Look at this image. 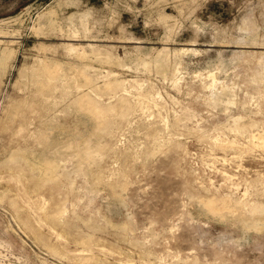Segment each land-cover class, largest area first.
<instances>
[{
	"label": "rangeland",
	"instance_id": "rangeland-1",
	"mask_svg": "<svg viewBox=\"0 0 264 264\" xmlns=\"http://www.w3.org/2000/svg\"><path fill=\"white\" fill-rule=\"evenodd\" d=\"M0 57V264H264V0H0Z\"/></svg>",
	"mask_w": 264,
	"mask_h": 264
},
{
	"label": "bare ground",
	"instance_id": "bare-ground-1",
	"mask_svg": "<svg viewBox=\"0 0 264 264\" xmlns=\"http://www.w3.org/2000/svg\"><path fill=\"white\" fill-rule=\"evenodd\" d=\"M53 11V10H52ZM53 14V13H52ZM50 19V18H49ZM60 27V26H59ZM37 30V29H36ZM10 49V48H9ZM5 52V50L4 51H2L1 53L3 54V55H5L6 54V56H7V53H4ZM4 58V57H3ZM2 59V57H0V60ZM2 61L3 60H1V62L0 63H2ZM42 61V60H41ZM4 63V62H3ZM41 64H42V62H40ZM39 63V64H40ZM1 65H3V64H1ZM58 65V64H57ZM39 66V65H38ZM53 66V65H52ZM55 66V65H54ZM40 67V66H39ZM57 70H59L58 69V67H57ZM82 71V70H81ZM38 73H39V70L37 71ZM42 76L44 77V80H43V78H42V80L40 81V83H41V87H44V88H48L49 86H51V82H52V79L55 77V73H56V71H55V69L54 68H52V67H50L49 65H47L46 63L45 64H43V66H42ZM58 72V71H57ZM83 72H84V70H83ZM36 75V74H35ZM56 75H58V73L56 74ZM85 75V74H84ZM84 75H82V76H84ZM37 76V75H36ZM84 77H86V76H84ZM89 77V76H88ZM87 77V78H88ZM56 79V78H55ZM58 79V78H57ZM91 79V78H90ZM86 80V79H85ZM122 81V80H121ZM120 81V82H121ZM110 83L112 82L111 80L109 81ZM115 82V81H114ZM84 83V82H83ZM82 83V84H83ZM107 83V82H106ZM117 83H119V82H117ZM115 84V85H118V87L120 86L119 84ZM54 84V83H53ZM109 84V83H108ZM39 85V84H38ZM55 85V84H54ZM104 85H106V84H104ZM110 85V84H109ZM99 87V86H98ZM110 86H108V88H109ZM38 88V87H37ZM40 88V87H39ZM50 89V88H49ZM40 91V90H39ZM47 92H48V89H47ZM50 92V91H49ZM53 92V91H52ZM41 93V92H40ZM46 94V93H45ZM127 98V97H126ZM40 99V98H39ZM49 99V98H48ZM75 100V99H74ZM21 101V100H20ZM17 102V101H16ZM78 103L79 104V106H80V108H87V109H89V110H91L94 114H95V116H97L96 118H100L101 116L103 117L104 115H103V110L98 106V105H96V103H95V101L93 102V101H91V99H89V97H87L86 96V94H83V95H79V97L78 98H76V101H75V103ZM20 103V102H19ZM122 103H124V101L122 102ZM125 103H126V100H125ZM116 104V103H115ZM18 105V104H17ZM100 105V104H99ZM130 105V104H129ZM129 105H127V106H129ZM123 106V105H122ZM121 106V107H122ZM103 107V106H102ZM110 107V106H109ZM113 108V107H112ZM130 108V107H129ZM39 109V108H38ZM86 109V110H87ZM110 109V108H109ZM109 109H108V111H109ZM111 110V109H110ZM113 110V109H112ZM127 110V109H126ZM17 111V110H16ZM41 111V110H40ZM107 111V110H106ZM20 112V111H19ZM35 112V111H34ZM87 112V111H86ZM112 112V111H111ZM124 112V114H126V112L125 111H123ZM122 112V113H123ZM108 113H110V112H108ZM16 114V113H15ZM107 116H108V114H107ZM113 116V115H112ZM105 117V116H104ZM103 117V118H104ZM106 118V117H105ZM109 118V117H108ZM119 118V117H118ZM110 119V118H109ZM112 119V118H111ZM123 119V118H122ZM30 120V119H29ZM96 120H99V119H96ZM105 120L106 119H104V120H102V121H104L105 122ZM99 121H101V120H99ZM115 121V120H114ZM113 121V122H114ZM31 122V121H30ZM100 123V122H99ZM102 123V122H101ZM100 123V124H101ZM100 124H99V126H100ZM115 124V123H114ZM27 125V124H26ZM103 125V124H102ZM106 125V124H105ZM113 125V124H112ZM117 125V124H116ZM104 127V126H103ZM97 128V127H96ZM111 129V128H110ZM100 130V129H99ZM31 131V130H30ZM104 131V130H103ZM105 132V131H104ZM111 132V131H110ZM102 133V132H101ZM107 133V132H106ZM32 134V133H31ZM27 137V136H26ZM47 137V136H46ZM260 142V141H259ZM261 143V142H260ZM22 145V144H21ZM83 145V144H82ZM88 145V144H87ZM91 146V145H90ZM81 147V146H80ZM83 147V146H82ZM20 148V147H19ZM71 148V147H70ZM75 148V147H74ZM93 148V147H92ZM76 149V148H75ZM78 150V149H77ZM81 150V149H80ZM79 151V150H78ZM97 151V150H96ZM30 152V151H29ZM74 152H76V151H74ZM80 152V151H79ZM82 155L86 158V157H88V158H90L91 156H92V153H91V149H89L88 147L86 148V147H83V149H82ZM79 154V153H78ZM77 154V155H78ZM27 155V154H26ZM10 156V155H9ZM13 158H16V155H15V153L14 154H12L10 157H9V159L10 160H12ZM18 158V157H17ZM83 160V159H82ZM38 161H40V159L38 160ZM32 162V161H31ZM9 163V162H8ZM20 163V162H19ZM33 163V162H32ZM13 164V163H12ZM15 164V163H14ZM18 164V163H17ZM34 164H36V163H34ZM56 165H57V163H56V160H52V158L50 159V160H48V159H46V161L42 164V166H41V169L44 171H46V170H50V172H49V174H48V176H45V178H43L45 181L46 180H52L53 181V179H55L56 178V173H54V169L56 168ZM59 165V164H58ZM57 165V166H58ZM14 166V165H13ZM37 167H38V165H37ZM57 169V168H56ZM40 170V169H39ZM53 170V172H51ZM34 171V170H33ZM42 171V172H43ZM23 172V171H22ZM21 172V173H22ZM30 172V171H29ZM44 173V172H43ZM47 173V172H46ZM22 175V174H21ZM26 175V174H25ZM45 175V174H44ZM59 176V175H58ZM15 177V176H14ZM13 177V178H14ZM17 177V176H16ZM20 178V177H19ZM36 178V177H35ZM42 178V177H41ZM22 181V180H21ZM59 181V180H58ZM46 182H48V181H46ZM55 183V182H54ZM53 183V184H54ZM21 184V183H20ZM39 185V184H38ZM214 198V197H213ZM28 199V198H27ZM217 200V199H216ZM215 200V201H216ZM214 201V199H212V198H205L204 199V203L206 204V206L210 209V210H212V211H219L221 208H224V207H228V205H229V203L227 204V202H224L223 201V203L222 204H217L216 202ZM16 203V202H15ZM39 205V204H38ZM231 205V204H230ZM245 206H247V205H245ZM245 208V207H244ZM255 208V207H254ZM42 210V209H41ZM254 210V209H253ZM56 214H57V212H56ZM44 215V214H43ZM58 216V215H57ZM47 217V216H46ZM52 217H53V215H52ZM43 218V217H42ZM41 219V218H40ZM53 219H55V218H53ZM52 219V220H53ZM57 219V218H56ZM44 220V219H43ZM47 220H48V218H47ZM42 221V220H41ZM62 234V233H61ZM89 239V238H88ZM46 242V241H45ZM48 242V241H47ZM54 247H56V246H54ZM59 247H61V246H59ZM60 250V249H59ZM80 255V254H79ZM92 255V254H91ZM87 256V255H86ZM89 256H90V254H89ZM83 257V256H82ZM88 258V257H87ZM83 259V258H82ZM86 259V258H85ZM91 260V259H90ZM80 261V260H79Z\"/></svg>",
	"mask_w": 264,
	"mask_h": 264
}]
</instances>
